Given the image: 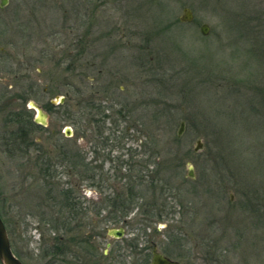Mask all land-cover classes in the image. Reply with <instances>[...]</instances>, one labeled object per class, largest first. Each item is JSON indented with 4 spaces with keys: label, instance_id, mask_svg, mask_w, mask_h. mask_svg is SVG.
I'll list each match as a JSON object with an SVG mask.
<instances>
[{
    "label": "rangeland",
    "instance_id": "1",
    "mask_svg": "<svg viewBox=\"0 0 264 264\" xmlns=\"http://www.w3.org/2000/svg\"><path fill=\"white\" fill-rule=\"evenodd\" d=\"M0 48V215L24 264H151L155 247L179 264H264V0H7ZM30 102L47 126L11 157L9 116L36 117ZM143 169L167 182L156 201L144 191L120 221L98 211ZM62 190L84 203L67 235L91 256H59Z\"/></svg>",
    "mask_w": 264,
    "mask_h": 264
},
{
    "label": "trees",
    "instance_id": "2",
    "mask_svg": "<svg viewBox=\"0 0 264 264\" xmlns=\"http://www.w3.org/2000/svg\"><path fill=\"white\" fill-rule=\"evenodd\" d=\"M92 108H94V110H98V107H94V105L92 106ZM99 113L100 110H99ZM9 120L10 122L7 123L10 125H14L16 127V131H17V135L15 134H9L8 139L6 140L7 143L13 144H19L21 142H25L27 144L29 143H33L32 142V134L31 133H35L38 129L41 128V126L37 125L34 122V117L29 116L28 113L26 115L21 114V113H17V114H12L9 116ZM99 137L102 138L104 145L106 146V140L108 142V138L103 137V133L100 132ZM14 149V148H13ZM26 149L21 150V149H15V153L11 154V157H17L20 156L19 154H21L20 152H26ZM18 154V155H17ZM21 157V156H20ZM22 157H26V155H23ZM42 156H40V164H45V158H41ZM43 161V162H41ZM48 161V160H47ZM88 167L89 165L85 164L82 162V164H75V168L77 169V167ZM45 169H43V172L41 174H43L44 177L49 178L51 176L50 174V170L49 167L47 165H44ZM164 166V163H163ZM90 170V169H89ZM77 172V171H76ZM75 172V173H76ZM90 172V171H88ZM144 169L141 170V173H137L136 175L133 176H126V177H121L123 178V180H125V183H123V185L121 186L122 190L119 193L114 194V196H107L104 198V206L99 208V212L103 211L104 208H108L111 207L112 209V216L110 217V219H115V220H119L121 218H125L129 215L130 213V209L137 205V201L141 200V199H145V195H144V191L148 193L153 192V199L154 201L156 196H157V191L160 190L161 192L166 190V186L165 184L167 183L165 179L160 178V175L157 177L154 176H150L147 178L146 174H143ZM165 172V171H162ZM159 177V178H158ZM84 180L86 179H90V176L87 175H83ZM120 178V177H119ZM125 178V179H124ZM93 185V183H92ZM64 191V190H62ZM65 192H69V191H65ZM162 192V193H164ZM64 192H61V195H63ZM65 193V194H67ZM161 195V193H160ZM158 202H156V204H151L149 205V208H154L155 206H157ZM82 205H84V203H82L80 205L81 208V214H82V218H85L86 215L88 213H86V208H84ZM104 207V208H103ZM75 209V206L73 207V210ZM89 212H92V209L89 210ZM97 212V213H99ZM101 213H99L100 215ZM52 254H57L54 250L52 251Z\"/></svg>",
    "mask_w": 264,
    "mask_h": 264
},
{
    "label": "water",
    "instance_id": "3",
    "mask_svg": "<svg viewBox=\"0 0 264 264\" xmlns=\"http://www.w3.org/2000/svg\"><path fill=\"white\" fill-rule=\"evenodd\" d=\"M7 5V0H1L0 1V7L5 8ZM183 15L180 17V22L181 23H190L193 21L194 16L193 12L185 8L183 10ZM202 35L207 36L209 34L210 28L208 25H203L200 29ZM65 97H56L55 100L50 101L51 104L57 105L59 102L64 103ZM29 108L32 110H35L36 112V118H35V123L46 127L47 126V120H48V114L45 112L43 107L35 102H30ZM185 124L182 123L178 132V137H181L184 132V126ZM73 130L70 127H67L65 129V136L68 137L69 139L73 137L74 133L72 132ZM195 152L200 153L203 151V146L200 141L197 142L195 145ZM190 177L194 178V174L192 169L190 168ZM1 217V216H0ZM5 223L2 220V217L0 218V263L1 264H24L17 256L14 254L12 247H11V242L7 228H5ZM109 236L112 238L116 239H122L125 236V230L123 228L119 229H114L108 232ZM151 264H179L178 261L172 260L169 257H166L162 254H160L157 251V248L155 247L153 252H152V259H151Z\"/></svg>",
    "mask_w": 264,
    "mask_h": 264
},
{
    "label": "flooded vegetation",
    "instance_id": "4",
    "mask_svg": "<svg viewBox=\"0 0 264 264\" xmlns=\"http://www.w3.org/2000/svg\"><path fill=\"white\" fill-rule=\"evenodd\" d=\"M88 50H77V55L78 58L77 61L78 63L81 62V58H83V53H87ZM4 50L2 48H0V83L2 81V60H3V54ZM89 63V62H87ZM81 65V64H80ZM85 66V65H83ZM95 64H91L90 68H94ZM102 72V71H100ZM16 77H18V75H16ZM92 81H96L95 78H91ZM0 101H1V94H0ZM44 109V108H43ZM0 110H1V104H0ZM1 113V111H0ZM35 122V121H34ZM13 146V148H19V149H28L29 147H31V144H10ZM21 147V148H20ZM81 162V160H78L77 163ZM81 172V168L79 165V169ZM96 168L92 167L90 170V179L93 181L94 179H96L97 175H96ZM92 173V174H91ZM67 192L64 191L63 195H62V204H61V213L63 212V217H62V232L63 234L60 236V243H61V247L59 250V256L62 257V260L65 261L64 256H69L70 254H72V250L77 249L78 251H81L82 253H84V255L86 256H91V254H88L89 252L91 253V251H89L87 244L82 243L81 241L77 239L72 240L69 238V236L67 234H70L71 232L75 231L78 232L80 230V201H79V197L77 196V193L73 192H68L67 194H65ZM110 196V195H109ZM96 199V197H95ZM95 203V202H94ZM75 206V209L73 210V207ZM96 208V203L95 206ZM79 233V232H78ZM11 242V241H10ZM73 245H72V244ZM12 247V246H11ZM73 248V249H72ZM78 252L75 253V255H77ZM82 256H78V261L81 262Z\"/></svg>",
    "mask_w": 264,
    "mask_h": 264
}]
</instances>
